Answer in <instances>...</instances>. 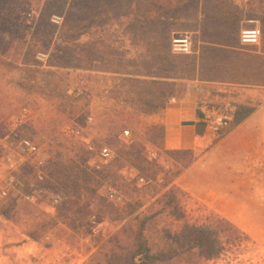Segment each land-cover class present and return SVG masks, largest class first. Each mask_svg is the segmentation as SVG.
Instances as JSON below:
<instances>
[{"label":"rangeland","instance_id":"1","mask_svg":"<svg viewBox=\"0 0 264 264\" xmlns=\"http://www.w3.org/2000/svg\"><path fill=\"white\" fill-rule=\"evenodd\" d=\"M27 1L33 4L32 14L28 13ZM43 1L15 0L9 11L0 14L3 250L10 248L9 241H32L43 251H54L63 257L61 264H89L99 248L131 245L133 232L143 220L148 219L145 237L152 244L165 245L194 241L193 226L221 227L220 219H224L249 240L238 247L226 244L232 232L227 230L223 232L224 248L215 257L192 253L193 257H200L198 264H264V211L246 210L245 197L207 194L199 184L197 152L166 150L163 127L155 124L149 118L151 115L141 113L137 104L139 90L130 82V74L143 71L141 63L151 61L144 56L148 53L146 43L134 36L138 25L134 20L143 14L171 16V12L161 13L160 5L167 11L178 0H138L136 5L135 0H89V33L72 42H66L60 34L68 7L55 8L54 15L48 18L46 13L40 18V13H44ZM154 2L159 5L154 6ZM183 2V16L195 14L198 0ZM5 3L2 0L0 7ZM242 6L245 17L256 21L264 33V0H246ZM25 11L27 16L22 15ZM54 17L61 18V25L52 21ZM172 28L183 30L185 24ZM228 30L234 32L231 26ZM190 37L195 46V39ZM244 48L264 55V36L259 45ZM40 52L48 55L46 63L37 60ZM57 63L62 66H56ZM87 64L93 68H85ZM255 65L260 69L255 74L257 81L263 82V68L256 62ZM220 73L219 78L255 81L238 70ZM80 90L83 95H78ZM215 91L223 100L219 104L233 115L236 104L245 102L241 97H248L247 92L229 86ZM263 100L261 92L250 103L257 106ZM23 111L29 115L25 124L18 119ZM89 115L94 118L92 125L87 124ZM75 125L82 129L79 137L70 132ZM124 130L133 133L136 145L128 146L120 139ZM15 138H29L39 146L40 155L33 166L42 164L45 168L50 191H58L64 197L61 204L53 205L52 193L33 201L25 198L31 192L30 185L35 183L32 165L19 166L16 189L6 184L10 163L18 161ZM105 144L118 154L107 165L97 157ZM152 152L158 154L156 159L150 157ZM126 168L144 177L146 184L124 177L121 171ZM112 189L120 192L121 203L110 199ZM253 204L249 202L248 207H255Z\"/></svg>","mask_w":264,"mask_h":264},{"label":"trees","instance_id":"2","mask_svg":"<svg viewBox=\"0 0 264 264\" xmlns=\"http://www.w3.org/2000/svg\"><path fill=\"white\" fill-rule=\"evenodd\" d=\"M15 0H6V3L0 7V14L9 11V5H13ZM20 1V0H16ZM70 1V3H69ZM119 0L118 2H120ZM2 2V0H0ZM101 3L102 1H97ZM135 0L133 4H137ZM192 3V1H189ZM40 18L49 13L48 18L54 15L55 8H65L63 24L60 27V34L66 39V42H72L75 39L85 37L89 33V19L87 17V6L89 0H44ZM29 6L28 13H33V4L27 1ZM114 5V8H117ZM153 5H159L154 2ZM186 2L178 0L176 5L165 11V6L160 5L161 13L164 12L171 16H148L141 15L134 23L138 24L134 36L141 39L147 45V56L150 63L142 62L140 67L143 71L130 74V82L136 84L138 88L137 101L144 115H154L163 111L170 99L175 95V84L169 80L181 78H192L196 73H200L201 79H216L220 72L233 73L235 70L245 75H249L250 80H237L236 83L247 85H264V81H257L255 75L260 69H257L255 62L264 70V55L254 52L237 51L240 47L239 41V23L240 16H233L228 13L215 14L213 11L207 14L201 23V33L194 37L196 45L193 46L192 55H178L171 51V40L174 24L182 20L186 13ZM137 7V6H136ZM153 10L150 9V11ZM149 11V12H150ZM26 11L22 12L27 16ZM224 17V18H223ZM118 20L117 17H113ZM100 24H103L101 19ZM228 26L233 28L234 32L228 30ZM227 28V29H225ZM264 36V33H262ZM61 52V51H60ZM199 52L200 57L196 55ZM85 55V51H82ZM85 57H87L85 55ZM89 59V58H88ZM91 59V58H90ZM199 61V62H198ZM198 64L200 65L198 67ZM61 67L62 64L57 63ZM66 66V65H65ZM81 68L92 69L88 64ZM261 69V74L263 73ZM145 78V79H141ZM168 80V81H167ZM145 94V95H142ZM258 106V105H257ZM257 106L251 104H236V111L233 115V126L238 125L251 116ZM49 188V187H48ZM49 190H51L49 188ZM147 220H143L140 226L133 232L131 245L123 248L122 245L107 246L99 248L92 256L89 264H198L200 257H193L192 253H205L208 257H215L223 250L224 234L227 230L232 231L227 243L239 246L249 238L234 227L231 223L220 219L221 227L212 225L193 226L194 241L179 242L165 245L152 244L145 237ZM133 231V230H131ZM125 232V231H124Z\"/></svg>","mask_w":264,"mask_h":264},{"label":"crops","instance_id":"3","mask_svg":"<svg viewBox=\"0 0 264 264\" xmlns=\"http://www.w3.org/2000/svg\"><path fill=\"white\" fill-rule=\"evenodd\" d=\"M245 2L246 0H198L195 14L183 16L182 20L174 24H185V29H173L172 39H191L190 36L194 38L199 35L203 19L212 11L215 14L228 13L241 17L238 32L241 48L237 51L249 52L244 47L254 45L243 43L242 33L260 27L256 21L245 17L242 6ZM232 7H237L240 11H234ZM196 55L200 57L199 52ZM199 75L198 72L192 78L169 80L176 83L175 95L163 111L149 118L163 127L166 150L197 152L199 184L204 191L207 190V194L245 197L246 210L264 211V100L242 123L233 126L232 118L229 129L222 136L211 133L202 119L210 105L223 101L216 94L218 87L229 86L231 89L247 92V99L241 97L245 102L240 104H251L250 101L264 92V87L236 83L228 78L201 79ZM249 202L254 203L255 207L249 208ZM9 242L10 248L3 250V239L0 237V264H61L63 260L56 252H45L32 241Z\"/></svg>","mask_w":264,"mask_h":264},{"label":"built area","instance_id":"4","mask_svg":"<svg viewBox=\"0 0 264 264\" xmlns=\"http://www.w3.org/2000/svg\"><path fill=\"white\" fill-rule=\"evenodd\" d=\"M52 21L58 25H61V18L54 17ZM242 42L249 43L253 45H259L262 38V31L260 28H256L250 31H244L242 33ZM193 43L189 38H174L172 39L171 49L174 54L178 55H190L192 54ZM37 60L46 63L48 60V55L46 53H38ZM78 95H83V91H78ZM174 101V99L172 100ZM233 118V113L227 109L223 104H212L210 105L203 114V123L206 125L207 129L216 136L224 135L230 127L231 119ZM19 122L25 124L29 121V115L26 111L20 113ZM87 124H94V118L92 115L87 116ZM70 132L75 136L79 137L82 134V129L80 126L75 125ZM128 146H134L137 143V139L130 130H124L120 136ZM14 151L18 156V161L10 163L9 174L6 179V184L10 185L12 189H16L18 186L17 171L20 165L28 164L32 165L35 169V183H32L31 192L25 195V198L29 201H33L38 197H46L49 193H52V203L57 206L64 200L63 195L58 191L51 192L47 186V176L45 168L41 165L35 167L37 158L40 155L39 146L29 138H15L13 142ZM89 149L93 151V147L89 146ZM98 159L105 165L113 163L117 158L118 154L114 148L110 145L105 144L97 152ZM150 157L156 159L158 154L155 152L150 153ZM134 171L130 169H123L121 174L127 178L136 179L138 184H146L144 177L139 176L137 173L133 174ZM109 197L112 201L116 203L122 202V196L120 192L116 189H112ZM94 224V222H93ZM94 232L96 230L94 229Z\"/></svg>","mask_w":264,"mask_h":264}]
</instances>
